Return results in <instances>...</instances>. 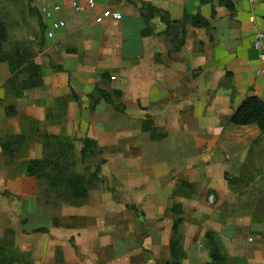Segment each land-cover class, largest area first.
Here are the masks:
<instances>
[{"label":"crops","instance_id":"0c3cea01","mask_svg":"<svg viewBox=\"0 0 264 264\" xmlns=\"http://www.w3.org/2000/svg\"><path fill=\"white\" fill-rule=\"evenodd\" d=\"M77 1L85 10L75 16L71 11L69 20L79 21L75 31H80L69 27L58 32L55 40H46L50 64L68 75L73 93L79 94L72 80L76 89L85 86L89 110L100 114L98 123L85 130V139L97 141L104 152L115 146L113 160L107 156L102 168L104 181L115 187L110 190L130 195L142 207L144 203L145 213L137 205L130 208L147 222L160 224L171 216L169 236L161 243L163 260L158 264L172 261L171 241L178 218L183 219V264H200L196 245L188 247V235H195V240L196 234L203 233L207 245L209 232L220 238L228 264H264V130L256 124L231 123L246 99L256 96L264 102V77L258 74L264 63L254 48L256 28L264 31V0H231L233 13L220 6L219 0L210 4L202 0H95L94 9L86 8L87 0ZM105 10L120 13L121 18L99 24L96 18ZM151 10L184 23L186 39L179 51L166 35L168 26L161 15ZM186 12L204 16L212 30L185 23ZM143 14H153L149 25ZM160 35L170 39V50L164 45L166 51L160 49ZM67 46L79 50L82 60L67 56ZM114 72L124 84L111 93L102 87V80ZM43 85L42 81L32 89ZM129 88L136 91L133 102L125 97ZM96 89L122 103L125 113L103 101L92 110L89 97ZM116 92L121 93L119 99ZM143 100L161 105L160 120L153 118ZM102 107L111 114L108 124L102 120ZM131 110L141 117H132ZM147 120L156 129L155 137L162 139L153 140L152 133L144 130ZM108 170L114 173L116 186ZM183 183L192 188H183ZM145 203H149V214ZM176 206L180 215L174 212ZM210 263L209 256L204 264Z\"/></svg>","mask_w":264,"mask_h":264},{"label":"rangeland","instance_id":"374dc122","mask_svg":"<svg viewBox=\"0 0 264 264\" xmlns=\"http://www.w3.org/2000/svg\"><path fill=\"white\" fill-rule=\"evenodd\" d=\"M50 10L56 11L53 18L44 19L45 11ZM71 11L74 16L78 14L72 9V0L56 3L51 0H0L2 52L11 55L20 52L24 60H31L41 68L44 82L43 87L24 91L19 98L16 93L19 87L14 91L7 85L13 76L8 63L0 64V247L12 252L17 264L161 263L164 255L161 243L169 236L167 225L173 221L171 216L160 224L147 222L130 208L137 205L140 212L145 213L144 203L142 207L130 195L110 190L115 189L110 181L91 183L96 163L92 159H82V141L88 136V128L98 123L100 114L89 110L85 86L76 89V82L70 80L79 94L69 90L68 75L51 66L45 43L48 39L55 40L58 32L69 30V27L75 31L79 21L70 23ZM57 22L60 26L55 29L53 26ZM158 38L160 49L165 52L166 46L170 50V39L163 35ZM66 48L67 56L82 60L79 50ZM111 76L102 80V87L113 93L116 86L124 84V79L116 72ZM126 92L128 101L136 100L133 88ZM74 94L80 96L78 101ZM142 105L151 110L156 120L163 116L161 105L147 100H143ZM102 108V120L107 122L111 114ZM131 112L132 117L142 115L135 110ZM55 136L70 141L51 139ZM104 140L102 132V143ZM49 142L55 146L50 148ZM58 143L62 144L61 150ZM115 153V146H108L102 158L108 162L107 156L113 160ZM32 160L50 165L47 169L50 179L28 175L27 167ZM58 169H64V175H60ZM107 173L111 174L108 176L116 186L114 173L110 170ZM75 177L88 181L87 199L74 198L69 182ZM101 177H106L103 172ZM145 204L149 214V203ZM206 204L211 207L208 199ZM42 228H47L49 233L22 232V229L32 232ZM194 236L188 235V247L196 245L198 262L204 264L209 259L204 234H196L195 240Z\"/></svg>","mask_w":264,"mask_h":264},{"label":"trees","instance_id":"16d2710c","mask_svg":"<svg viewBox=\"0 0 264 264\" xmlns=\"http://www.w3.org/2000/svg\"><path fill=\"white\" fill-rule=\"evenodd\" d=\"M213 0H202L203 4H210ZM220 6L226 7L230 12L235 11V5L231 0H219ZM147 8L144 7V10ZM152 13L160 14L162 20L167 24L168 30L166 35L172 37V41L175 45V49L177 51L184 45L186 39V31L184 23L173 22L170 20L168 16L162 15L161 11L151 10ZM215 13V10H213ZM153 14L149 16L143 14V19L149 25ZM185 23H191V25L195 28H204L209 32L212 30V26L210 22L201 14L196 16H190L189 13L186 12L185 15ZM178 29L181 31L178 32ZM183 36L180 38V34ZM5 43V39L2 40ZM18 52V51H17ZM31 60H24L21 57L20 52L11 55V53H3L0 45V64L8 63L12 78L9 79V83L7 85L10 86L11 89L16 91L19 87V91H16L17 96L20 98L23 96V92L38 86L42 85V74L41 68L35 65ZM30 62V63H27ZM116 99H119L121 96L120 92H116ZM76 100L78 99L77 95H74ZM91 101V109L95 110L97 106L103 101L106 104L112 106L117 112L125 113L126 107L122 103H117L111 94L104 90L96 89L95 93L90 95ZM231 123L236 126H248L252 124H256L259 126L261 130H264V102L256 96L250 97L245 100V102L235 111L231 118ZM144 130H147L152 133L153 140H160L161 138L155 137L156 129H153L152 122L147 120L144 125ZM51 137V139H56L57 141L66 140L70 141L69 138H60ZM83 147L81 150L82 159H92L96 163L95 172L91 175L90 181L91 183H105L104 179L101 177L102 168L107 163V161L102 158L104 155V149L99 145V143L93 139L86 138L82 141ZM50 148L55 146L52 142L47 144ZM72 146V145H71ZM58 148L62 149V144L58 143ZM49 166H45L44 162L41 160H32L29 162L27 167L28 175L35 178H47L50 179L49 174L47 173V169ZM60 175H64V169H58ZM53 181V180H52ZM88 181H86L82 177H75L70 180L69 186L72 188L73 196L77 199H87L89 197V193L87 191ZM182 187L192 188L191 185L186 183L182 184ZM176 214H181V210L179 206H176L174 209ZM183 225V219L178 218L174 228H173V237L171 241V252H172V261L166 264H183L186 254L183 249V234L181 233V227ZM24 234H48L49 231L47 228L36 229L32 232L27 230H23ZM207 245L209 247V256L211 263L210 264H228V256L226 250L220 240V238L209 232L206 235ZM75 247V245H74ZM12 252L7 251L6 247H0V264H17L18 261L14 257H12Z\"/></svg>","mask_w":264,"mask_h":264},{"label":"built area","instance_id":"2783aa9c","mask_svg":"<svg viewBox=\"0 0 264 264\" xmlns=\"http://www.w3.org/2000/svg\"><path fill=\"white\" fill-rule=\"evenodd\" d=\"M58 1L59 0H51L52 3H56ZM95 7H96L95 0L86 1V8L94 9ZM72 8L76 13H82L85 10L84 6L77 0L73 1ZM44 15L47 20L52 19L54 16V11L53 10L45 11ZM120 18H121L120 13L111 10H105L102 14L97 16L96 19L99 24H103L106 21L119 20ZM53 27L56 29L59 27V25L55 24ZM256 29H257V33H256V41L254 44V48L259 53L260 60L264 63V31L261 30L259 27H257ZM258 74L264 77V67H262V69L258 72Z\"/></svg>","mask_w":264,"mask_h":264}]
</instances>
